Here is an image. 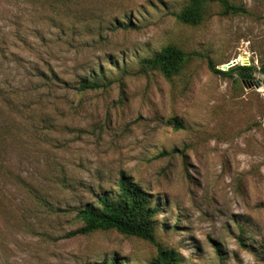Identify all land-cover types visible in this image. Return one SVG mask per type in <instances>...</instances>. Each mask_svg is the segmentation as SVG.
<instances>
[{
    "label": "rangeland",
    "instance_id": "rangeland-1",
    "mask_svg": "<svg viewBox=\"0 0 264 264\" xmlns=\"http://www.w3.org/2000/svg\"><path fill=\"white\" fill-rule=\"evenodd\" d=\"M229 1L191 25L188 0H0V264H148L146 240L71 234L121 174L177 264H264V76L208 67L258 69L264 0ZM167 44L193 53L171 78L140 64Z\"/></svg>",
    "mask_w": 264,
    "mask_h": 264
},
{
    "label": "trees",
    "instance_id": "trees-1",
    "mask_svg": "<svg viewBox=\"0 0 264 264\" xmlns=\"http://www.w3.org/2000/svg\"><path fill=\"white\" fill-rule=\"evenodd\" d=\"M215 1L219 2L222 15L246 12L244 7L229 0H188V3L174 16L184 23L197 25L203 20L207 5ZM191 55L193 53H187L174 44H167L152 56L142 58L140 64L143 68L157 70L165 78H171L178 73L182 63ZM208 67L225 77L234 78V75H236L244 83L253 82L255 79L254 72L256 71L264 76V59L261 60L258 69L253 64H236L226 70H220L216 69L209 60ZM105 86L106 83L96 79H84L81 81L79 89H98ZM117 184V195L114 200H110L107 195H102L100 197V207L87 206L77 213L81 225L71 234H89L97 230H115L127 236L146 240L156 246V255L148 264H177V251L163 247L156 239L154 220L158 213V207L153 204L150 194L125 174L120 175ZM93 264L124 263L113 259Z\"/></svg>",
    "mask_w": 264,
    "mask_h": 264
},
{
    "label": "water",
    "instance_id": "water-1",
    "mask_svg": "<svg viewBox=\"0 0 264 264\" xmlns=\"http://www.w3.org/2000/svg\"><path fill=\"white\" fill-rule=\"evenodd\" d=\"M237 63H236V61L235 60H233V61H231V62H229V63H227V64H224L223 65V69L222 70H226V69H228L229 67H232V66H234V65H236ZM254 84V83H253ZM259 84V82L258 81H256L255 82V84H254V86H257Z\"/></svg>",
    "mask_w": 264,
    "mask_h": 264
}]
</instances>
